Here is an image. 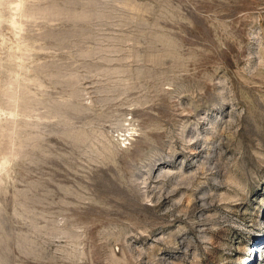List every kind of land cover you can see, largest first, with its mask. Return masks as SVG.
Returning a JSON list of instances; mask_svg holds the SVG:
<instances>
[{
    "label": "rangeland",
    "instance_id": "1",
    "mask_svg": "<svg viewBox=\"0 0 264 264\" xmlns=\"http://www.w3.org/2000/svg\"><path fill=\"white\" fill-rule=\"evenodd\" d=\"M0 264H264V0H0Z\"/></svg>",
    "mask_w": 264,
    "mask_h": 264
}]
</instances>
